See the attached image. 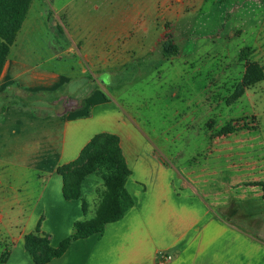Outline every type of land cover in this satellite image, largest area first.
<instances>
[{
  "label": "crops",
  "instance_id": "1",
  "mask_svg": "<svg viewBox=\"0 0 264 264\" xmlns=\"http://www.w3.org/2000/svg\"><path fill=\"white\" fill-rule=\"evenodd\" d=\"M33 3L20 29L25 30L22 36L34 26L51 33L57 49L51 56L38 51V63L32 64L26 59L28 50L18 48L16 37L0 74V261L7 254L3 264H33L23 238L38 221L53 248L69 236L73 223L83 219L81 200L63 199L57 169L73 162L94 135L109 133L119 137L131 173L125 189L134 205L120 221L106 225L100 237L77 240L48 264H264V231H260L264 207L259 210L262 226L254 227L259 213L251 209L226 213L221 193H204L195 185H168V170L156 166L152 155L134 148L140 138L106 96L105 82L98 80L110 72L108 62L82 54L66 33L58 13L66 11L71 1ZM112 69L120 71L117 66ZM20 93L51 95V102L43 97L38 101L49 112L38 114L30 106L13 104ZM73 100L76 106L66 105ZM90 179L99 178L90 175L81 185V197L93 208L87 219L93 216L102 188L98 187L102 183L86 185ZM29 185L39 187L31 204ZM225 186L230 195L242 190V198L248 200L252 196L249 193L248 198L247 192L257 186L264 194V185ZM204 194H213L210 202ZM24 204L31 208L22 220ZM21 222L13 233L12 228ZM254 228L261 234L254 233ZM160 254L171 256V261L160 262Z\"/></svg>",
  "mask_w": 264,
  "mask_h": 264
},
{
  "label": "rangeland",
  "instance_id": "2",
  "mask_svg": "<svg viewBox=\"0 0 264 264\" xmlns=\"http://www.w3.org/2000/svg\"><path fill=\"white\" fill-rule=\"evenodd\" d=\"M70 1L58 17L82 54L108 62L110 72L98 80L105 82L106 96L142 140L134 148L168 170V185L221 193L226 213L251 209L259 213L254 227L262 226L261 186L247 192L252 196L248 200L242 190L228 194L225 185H264V76L232 100L246 67L241 50L248 49L247 60L261 66L264 74V0ZM24 31H19L17 43L28 50V62L38 63V51L51 56L57 49L51 33L32 26L23 37ZM167 42L175 55L164 53ZM77 104L66 102L69 107ZM227 125L234 132L220 134ZM91 183L102 182L90 179L86 185ZM38 192L37 185H29L30 204ZM212 195L203 198L210 202ZM21 208L23 220L31 207Z\"/></svg>",
  "mask_w": 264,
  "mask_h": 264
},
{
  "label": "trees",
  "instance_id": "3",
  "mask_svg": "<svg viewBox=\"0 0 264 264\" xmlns=\"http://www.w3.org/2000/svg\"><path fill=\"white\" fill-rule=\"evenodd\" d=\"M32 3L33 0H0V74ZM163 46L164 53L173 51L172 55L176 54L174 46L170 43L167 42ZM248 55L247 48L241 50L240 61H245L246 67L239 85L241 89L232 95L234 101L241 97L246 88L263 80V68L256 62L248 61ZM23 94L24 99L18 96L12 103L24 107L30 106L38 114L49 112L48 109H37L42 108L38 104L42 95L38 93ZM44 98L47 99H45L46 102L53 100L51 95ZM233 132V127L227 125L220 131V134L226 135ZM57 173L62 180L63 199L66 201L81 200L83 219L73 223L69 236L63 239L56 248L51 247L49 236L40 231L41 221H38L34 231L26 234L23 238L24 249L31 256L33 264H48L54 259L61 258L77 240L93 235L100 237L106 225L120 221L134 205L125 189V184L131 173L124 160L119 137L116 135L109 133L94 135L81 149L77 158L73 162L59 167ZM90 175H95L101 180L102 190L97 192L99 202L94 209L93 216L87 219L89 206L81 197V185ZM6 257L7 254L4 255L0 264L4 263Z\"/></svg>",
  "mask_w": 264,
  "mask_h": 264
},
{
  "label": "built area",
  "instance_id": "4",
  "mask_svg": "<svg viewBox=\"0 0 264 264\" xmlns=\"http://www.w3.org/2000/svg\"><path fill=\"white\" fill-rule=\"evenodd\" d=\"M172 257L167 255H158V260L162 263L171 261Z\"/></svg>",
  "mask_w": 264,
  "mask_h": 264
}]
</instances>
